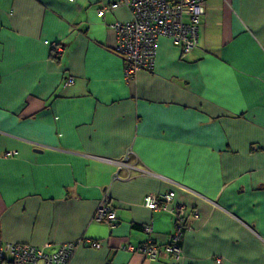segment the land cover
Instances as JSON below:
<instances>
[{
    "label": "crops",
    "instance_id": "obj_1",
    "mask_svg": "<svg viewBox=\"0 0 264 264\" xmlns=\"http://www.w3.org/2000/svg\"><path fill=\"white\" fill-rule=\"evenodd\" d=\"M119 1L0 0V240L76 241L68 264H264V0H208L198 47L160 37L129 80L133 15L98 16Z\"/></svg>",
    "mask_w": 264,
    "mask_h": 264
},
{
    "label": "built area",
    "instance_id": "obj_2",
    "mask_svg": "<svg viewBox=\"0 0 264 264\" xmlns=\"http://www.w3.org/2000/svg\"><path fill=\"white\" fill-rule=\"evenodd\" d=\"M75 1V0H69ZM208 0H120L116 3L105 5L99 10L98 16L103 17L108 11L122 5L127 6L133 19L127 22H117L115 29L117 37V53L125 60L124 74L127 80L134 77L142 70L151 71L155 67L157 55V42L160 37H168L174 43L181 45L185 53H190L199 45L200 26L205 12V3ZM50 45L49 42H47ZM63 52L62 45H50ZM73 82L74 79L72 78ZM129 151L117 165L120 168L131 167L128 157ZM14 154V153H12ZM10 155V153H9ZM175 197L174 192L161 195H148L145 204L152 210L167 207ZM96 218L113 226L117 214L112 210L108 201L97 210ZM147 231L152 228L145 227ZM180 234V233H179ZM179 234L172 236L167 245L168 252H178L177 243ZM150 235L149 241L142 250L151 258L159 253V246ZM78 242L70 241L60 245L58 250H49L50 244L39 246L30 243H14L0 240V264H68L73 256ZM91 247H100L99 242H92ZM132 250L134 248H131ZM220 261V260H218Z\"/></svg>",
    "mask_w": 264,
    "mask_h": 264
},
{
    "label": "trees",
    "instance_id": "obj_3",
    "mask_svg": "<svg viewBox=\"0 0 264 264\" xmlns=\"http://www.w3.org/2000/svg\"><path fill=\"white\" fill-rule=\"evenodd\" d=\"M53 53H54L53 54L54 59L58 60L59 59V55L57 54L55 49H54ZM142 227L143 226H135V228L140 229V230L142 229Z\"/></svg>",
    "mask_w": 264,
    "mask_h": 264
},
{
    "label": "rangeland",
    "instance_id": "obj_4",
    "mask_svg": "<svg viewBox=\"0 0 264 264\" xmlns=\"http://www.w3.org/2000/svg\"><path fill=\"white\" fill-rule=\"evenodd\" d=\"M53 49H54V48H53ZM55 50H56V49H55ZM56 52H57V54H60V55L62 54V53H58V51H57V50H56Z\"/></svg>",
    "mask_w": 264,
    "mask_h": 264
}]
</instances>
